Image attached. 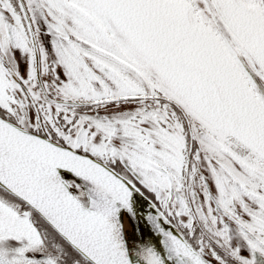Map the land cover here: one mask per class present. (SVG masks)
<instances>
[{
    "label": "snow or ice",
    "instance_id": "obj_1",
    "mask_svg": "<svg viewBox=\"0 0 264 264\" xmlns=\"http://www.w3.org/2000/svg\"><path fill=\"white\" fill-rule=\"evenodd\" d=\"M0 264H264V0H0Z\"/></svg>",
    "mask_w": 264,
    "mask_h": 264
},
{
    "label": "water",
    "instance_id": "obj_2",
    "mask_svg": "<svg viewBox=\"0 0 264 264\" xmlns=\"http://www.w3.org/2000/svg\"><path fill=\"white\" fill-rule=\"evenodd\" d=\"M130 227H131L130 224H127V223H126V228H130Z\"/></svg>",
    "mask_w": 264,
    "mask_h": 264
}]
</instances>
